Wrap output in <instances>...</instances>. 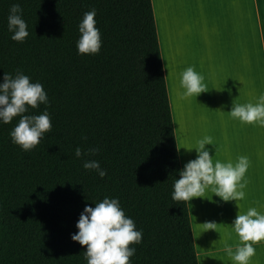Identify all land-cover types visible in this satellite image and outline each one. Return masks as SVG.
Here are the masks:
<instances>
[{
    "label": "trees",
    "instance_id": "16d2710c",
    "mask_svg": "<svg viewBox=\"0 0 264 264\" xmlns=\"http://www.w3.org/2000/svg\"><path fill=\"white\" fill-rule=\"evenodd\" d=\"M19 3L29 35L10 38ZM96 9L98 54L78 55V23ZM39 81L51 131L31 151L0 124V264H87L71 239L84 206L118 198L142 241L131 264H199L187 201L171 198L182 169L152 0H0V81ZM88 152L79 158L76 147ZM97 160L106 175L83 168Z\"/></svg>",
    "mask_w": 264,
    "mask_h": 264
},
{
    "label": "crops",
    "instance_id": "0c3cea01",
    "mask_svg": "<svg viewBox=\"0 0 264 264\" xmlns=\"http://www.w3.org/2000/svg\"><path fill=\"white\" fill-rule=\"evenodd\" d=\"M152 4L182 169L197 155L195 149L185 148L195 147L204 136L213 138L216 148L206 147L214 161L235 163L239 156L249 160L245 198L239 206L222 201L211 187L206 197L187 201L199 264H232L225 247L235 251L241 243L232 221L250 207L264 212V127L241 123L228 112L232 101L255 103L264 93V0H152ZM189 66L203 76L207 91L180 99V74ZM242 135L249 137L242 141ZM251 136L253 141L248 140ZM204 222H217L216 230L204 231ZM254 247L250 264H264V240Z\"/></svg>",
    "mask_w": 264,
    "mask_h": 264
},
{
    "label": "clouds",
    "instance_id": "9594fccd",
    "mask_svg": "<svg viewBox=\"0 0 264 264\" xmlns=\"http://www.w3.org/2000/svg\"><path fill=\"white\" fill-rule=\"evenodd\" d=\"M23 9L19 3L9 7L7 16V30L10 38L23 42L29 35L26 21L22 18ZM96 9L83 14L78 23L79 38L76 41L78 55L98 54L101 50L102 39L97 21ZM166 67V66H165ZM183 89V91H180ZM218 90V89H217ZM207 91L203 83V76L192 66L187 67L181 74L177 95L185 99ZM49 99L43 85L39 81L33 82L31 77L17 70L16 75L4 73L0 81V124L9 123L19 116L18 123L12 128L9 135L12 143L17 144L24 151H31L51 131V117L45 107L40 114H25L29 108H38L40 104L47 105ZM230 116L241 123L255 124L264 127V93L255 98V103H234L228 111ZM211 136H204L197 141V145L187 150L195 149L196 157L187 161L183 169L179 170V178L173 183L171 198L174 201H191L194 197H206L205 191L209 187L212 193L222 201L238 202L245 198L244 180L249 167L246 156H239L235 163L213 160L210 149ZM99 148H92L82 152L78 146L75 149L77 158L96 153ZM215 153V152H214ZM83 168L95 170L100 177L106 175L97 160H84ZM239 206V205H238ZM205 230H216L217 222H204ZM233 231L241 242L233 251L231 246L225 247L226 255L232 264H250L256 254L254 245L264 240V212L256 207H250L246 212H240L231 223ZM77 232L71 234V239L82 246H86L84 257L87 264H131L130 257L136 249L129 245L139 244L142 241V230L137 229L134 220L125 214L118 198L105 196L95 203V206L85 205L76 222ZM214 242V241H213ZM212 242V243H213Z\"/></svg>",
    "mask_w": 264,
    "mask_h": 264
},
{
    "label": "rangeland",
    "instance_id": "374dc122",
    "mask_svg": "<svg viewBox=\"0 0 264 264\" xmlns=\"http://www.w3.org/2000/svg\"><path fill=\"white\" fill-rule=\"evenodd\" d=\"M254 126V125H253ZM248 138L249 136H244V135H242V141H245V138ZM253 139H254V136H251V138L250 139H248V140H250V141H253Z\"/></svg>",
    "mask_w": 264,
    "mask_h": 264
}]
</instances>
